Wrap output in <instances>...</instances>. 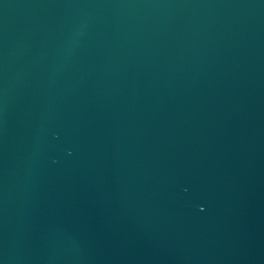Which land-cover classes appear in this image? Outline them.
I'll list each match as a JSON object with an SVG mask.
<instances>
[{
    "label": "water",
    "instance_id": "water-1",
    "mask_svg": "<svg viewBox=\"0 0 264 264\" xmlns=\"http://www.w3.org/2000/svg\"><path fill=\"white\" fill-rule=\"evenodd\" d=\"M0 264H264V0H0Z\"/></svg>",
    "mask_w": 264,
    "mask_h": 264
}]
</instances>
